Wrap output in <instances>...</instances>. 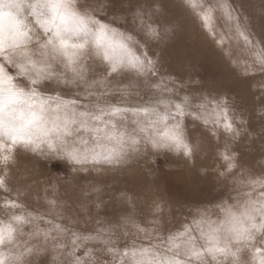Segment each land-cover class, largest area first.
I'll return each instance as SVG.
<instances>
[{"label":"snow or ice","instance_id":"6c2138e0","mask_svg":"<svg viewBox=\"0 0 264 264\" xmlns=\"http://www.w3.org/2000/svg\"><path fill=\"white\" fill-rule=\"evenodd\" d=\"M190 7L219 45L230 39L228 33L215 31L217 13H222L230 32L248 47L253 64H259L264 71V49H259L250 38L246 25L230 4L191 3ZM135 18L146 37L161 38L158 27L145 24L142 9L135 13ZM134 47L144 46L95 11L82 10L78 0H0V171L4 173L0 175V189L8 190L6 170L15 162L20 148L79 166H96L122 161L141 139L157 151L173 149L191 157L195 145L184 128L187 116L205 125L211 123L214 130L222 126L234 137L239 135L226 97L205 96L195 109L187 95L173 99L166 95L173 89L164 83L163 77L159 82H150L149 78L159 74L157 60L147 51H134ZM90 54L106 63L108 76L131 72L159 94L142 104L127 106L81 104L59 92L41 91L46 82L55 81L64 86L83 85L85 98L108 94L87 91L104 83L89 82L86 77L84 61ZM129 116L135 125L131 132L123 126ZM82 134H88L91 141L83 139ZM223 159L226 172L220 175L234 177L237 156L224 153ZM232 191L236 203L218 204L221 216L217 220L204 209L193 225L170 233L166 240L133 245L122 251L112 245L111 234L104 229L95 235L71 233L70 243L65 244L58 234L66 229L56 225L57 235L42 231L22 204L6 199L0 209V264H33L32 257L46 252L49 240L60 257L53 264H100L89 250L90 241L104 245L115 257L112 264H208L205 257L219 260L220 264H241L239 254L245 250L250 252L249 264H264V248L256 246L258 238L264 237V177L241 175L238 183L233 180ZM49 203L55 205L54 200ZM28 230L34 239L22 243ZM196 231L204 241L199 246L193 234Z\"/></svg>","mask_w":264,"mask_h":264},{"label":"rangeland","instance_id":"374dc122","mask_svg":"<svg viewBox=\"0 0 264 264\" xmlns=\"http://www.w3.org/2000/svg\"><path fill=\"white\" fill-rule=\"evenodd\" d=\"M191 3L230 4L246 25L250 38L259 49H264V0H78L82 10L95 11L144 46L134 47V51H147L157 60L159 74L149 79L154 83L163 77L164 83L173 89L166 95L177 100L187 95L194 109L205 96L226 97L239 135L234 137L222 126L214 130L211 123L205 125L187 116L184 128L195 145L191 157L173 149L157 151L141 139L122 161L96 166H79L20 148L15 162L6 170L8 190L0 189V209L6 199L18 201L36 218L35 224L42 231L57 235L56 225L66 229L58 234L65 244L70 243L71 233L83 236L107 230L112 245L122 251L133 245L166 240L170 233L193 225L204 209L217 220L221 216L218 204L236 203L233 180L238 183L241 175L264 177V71L259 64H253L248 47L230 32L222 13H217L215 31L229 34L225 45L217 44L203 28ZM141 9L145 24L158 27L160 39L146 37L135 18ZM84 63L89 82L104 81L87 91L108 94L85 98L83 85L64 86L55 81L46 82L41 91L59 92L81 104L127 106L142 104L159 94L131 72L108 76L106 63L94 54L87 56ZM123 126L131 132L135 127L133 118L129 116ZM82 138L91 141L88 134H82ZM44 151L47 152L46 147ZM224 153L237 156L234 177L220 175L226 172ZM53 200L55 205L49 203ZM193 234L198 238L197 246L204 243L199 231ZM33 239L28 230L21 242ZM261 240L264 237L258 238L256 246L264 248ZM88 247L94 260L112 264L115 257L103 244L90 241ZM80 251H84L83 247ZM239 258L241 264H249L250 252L242 251ZM56 259L60 257L51 240L46 252L32 257L33 264H53ZM205 260L208 264H220L211 257Z\"/></svg>","mask_w":264,"mask_h":264}]
</instances>
